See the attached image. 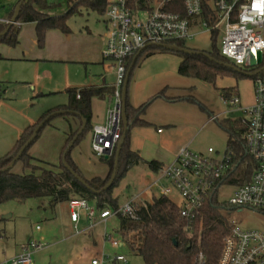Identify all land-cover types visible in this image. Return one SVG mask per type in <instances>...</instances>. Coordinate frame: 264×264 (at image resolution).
I'll return each mask as SVG.
<instances>
[{
	"label": "rangeland",
	"instance_id": "rangeland-1",
	"mask_svg": "<svg viewBox=\"0 0 264 264\" xmlns=\"http://www.w3.org/2000/svg\"><path fill=\"white\" fill-rule=\"evenodd\" d=\"M76 1L70 0V4L73 5ZM48 2L53 3V6L46 9L47 14H60L68 8L67 0H48ZM102 19L103 14L82 8L80 13L72 15L68 19L67 25L70 32L62 33L64 39L59 46L45 40L42 46H38L35 41L34 25L30 22L22 23L18 34L19 42L15 46L0 43V54L5 52L27 55L43 54L46 53L49 46H52L54 49L60 48L62 51L70 53L77 59L94 61L90 59L98 57L100 60L104 47V39L99 35L103 32ZM83 27H87L89 32ZM221 36L219 33L216 40H213L208 32H200L187 40L185 46L204 52L210 51L214 47L219 49ZM153 48L152 46L147 49ZM179 60V57L171 54L156 55L150 59H144V55L140 56L137 66L130 75L127 89L128 100L132 104L139 105L148 101L147 97L154 95L167 85V90L169 89L167 93L171 98L164 100L165 102L160 101V98L153 99L140 117L147 119L164 116L173 121L175 126L173 128L172 126L157 125L161 131L163 130L162 134H158L155 127L151 125L144 126L138 133L130 130V147L139 150V152L147 150L151 153L173 152L184 147L205 153L208 147H212L219 153L218 155H221L227 149L228 135L219 126L218 121L225 118L238 120L244 117V114L237 110V106L243 107L252 103L253 79L247 74L237 79L233 76H219L214 83H210L193 77L180 76L177 73ZM228 63L233 65L229 61ZM233 66L238 69L251 68L246 65ZM89 68L93 76H100V73L104 72L100 64L89 63ZM110 80H113V75ZM14 84L20 85L21 83ZM7 85L8 82H0V97ZM234 86H237L239 102L236 106H228L222 98L221 90ZM41 94L35 95L33 98L56 95V93ZM5 96L9 97L10 92ZM187 96H192L195 102L188 100ZM4 100L9 101L10 97ZM41 100L44 99L33 101L31 106L38 107ZM52 107L42 108L40 115ZM211 115L216 116L217 120H214L213 116L210 117ZM64 117L63 115L53 116L50 122L42 127L39 136L28 148V153L34 159L48 163L54 170L59 169L60 155L69 129V122ZM8 133L10 131L7 129L0 130V135ZM91 135L92 130L73 147L71 156L79 164L84 176H104L108 172V166L92 152ZM8 150H5L2 155ZM145 164L143 162V164L132 166L113 188L112 193L114 196H118L119 204L136 195L139 196L136 204H142L143 200L145 202L151 200L152 195H159L156 186L148 187L156 178L157 171H150L148 165ZM12 170L16 173H29V169L24 168L19 161L15 163ZM160 183L165 184L166 182L161 180ZM235 187L236 184L231 181L223 182L217 192L218 202L226 203L235 191ZM171 198L175 203L180 201V197L176 193H173ZM90 204L94 206L93 202ZM80 215H84L83 211ZM227 215L234 217V220L244 228L264 231V215L254 210L244 208L242 211L236 212L227 206ZM117 224V217L111 216L107 225H96L92 227L93 229L82 231L81 223L77 224L76 229L70 223L68 203L65 201L58 202L54 207H51L47 198L32 197L22 201L8 200L0 204V251L7 247V254L20 253L22 246L32 238L41 244L31 256L32 264H91L92 258L100 255L98 251L100 232L106 228L107 232L117 237ZM37 226L40 229H37ZM103 247L109 248L112 254L125 255V262L120 261L115 264H143L142 258L129 252L125 245L112 248L109 241L104 240ZM105 264L114 263L106 262Z\"/></svg>",
	"mask_w": 264,
	"mask_h": 264
},
{
	"label": "built area",
	"instance_id": "built-area-1",
	"mask_svg": "<svg viewBox=\"0 0 264 264\" xmlns=\"http://www.w3.org/2000/svg\"><path fill=\"white\" fill-rule=\"evenodd\" d=\"M105 15L107 30L102 53L111 61L114 79L105 119L92 128L90 147L97 157H108L117 148L123 129L121 93L127 62L147 44L176 48L179 42H186L200 32L210 35L215 32L217 36L222 35L220 54L235 66H245L246 59L254 57L251 51L261 52V61L247 71L253 79V101L248 106H237L246 123L238 154L232 145L221 155L212 147L205 153L181 148L171 163L158 169L148 187L156 186L159 195L171 200L173 193L180 197L176 204L180 217L187 221L185 231L190 233L191 224L211 193L216 191L217 195L221 184L236 177L237 166L242 165L243 169L252 170L250 178L236 185L225 204L236 212L248 208L264 215V0H144L133 3L131 0H110ZM0 22L9 21L0 19ZM76 97L79 98V94ZM223 100L228 106H236L239 102L238 96ZM161 180L166 183L161 184ZM138 198V195L133 196L116 209L97 210L88 200L76 196L68 201L70 220L76 228L82 211L90 224L118 212L133 216ZM142 204L145 205L144 200ZM228 219V231L222 239L216 264H264V231L244 228L234 217ZM103 238L113 247L121 246L119 239L110 232H105ZM40 246L39 241L30 239L10 263L32 264L31 256ZM120 261H126L125 255L102 253L92 258L91 263ZM193 264H207L204 254L200 252Z\"/></svg>",
	"mask_w": 264,
	"mask_h": 264
},
{
	"label": "trees",
	"instance_id": "trees-1",
	"mask_svg": "<svg viewBox=\"0 0 264 264\" xmlns=\"http://www.w3.org/2000/svg\"><path fill=\"white\" fill-rule=\"evenodd\" d=\"M19 1L16 0L15 4ZM109 1L77 0L72 5L70 4V0H67V10L54 15L44 12L53 6V3L48 2V0H23L17 11L16 22L3 35L1 33L9 25V22H0V43L15 46L19 42L18 34L21 24L32 22L35 24L36 43L38 46H42L48 30L58 29L62 33L68 34L70 29L67 21L72 15L80 13L82 8L105 14ZM136 1L142 2L144 0H131V3ZM167 9L173 10L174 8L168 7ZM13 11L12 9L10 18L13 15ZM216 37L217 34L212 32L210 38L216 40ZM177 48L182 49L188 47L185 46V42H179L175 50L154 47L151 50L148 49L149 51L144 56L151 55L154 52H171L180 58L177 66V73L180 76L193 77L210 83H214L215 79L219 76H233L237 79L245 76L244 72L249 71V68H239L240 70L237 71L225 66L228 60L220 54L219 49L216 47L210 51H206L209 57L204 56L202 53H185L177 50ZM132 59L133 57L128 59V68L131 65ZM139 59L140 57L135 60L131 67L129 79ZM52 93L49 92L41 95H49ZM77 94H79V98L76 97ZM221 94L223 99L238 96L237 86L223 88ZM66 95L67 102L65 104L57 105L43 112L36 121L28 124L21 131L13 146L5 154L0 156V204L8 200L22 201L35 197L47 198L49 205L54 207L58 202L65 201L68 203L71 198L78 196L85 198L89 202H93L97 210H102L107 207L116 209L119 206V202L118 196H114L112 193L113 188L132 166L140 161L146 163L148 168L155 171L161 166L156 160H143L137 151L131 149L130 130L135 126L148 125V122L141 118L140 115L144 113L147 105L154 98L164 95V88L139 106H133L129 102L127 95L126 117L128 130L123 144L120 148H116L107 158L99 157L108 166L107 174L91 177L83 175L80 167L71 156V150L93 128L92 99L95 97L100 99L107 98L110 101L112 86L71 87L66 90ZM186 98L195 102L192 96H187ZM60 109L72 111L71 113L62 114L63 116H76L80 121L81 118L86 120L85 129L78 136L73 146L67 151L65 157L66 164L76 174L81 176L86 184L81 183L72 175L62 161V155L78 129H69L67 132L66 142L60 155L59 169L54 170L48 163L46 164L34 159L28 153L29 147L13 163L14 166L16 162H21L24 168L29 169V173H16L12 170L13 166L9 167L21 146L32 135L35 126L45 116ZM51 119L52 117L47 119L44 125L48 124ZM213 119L217 120V117L213 116ZM218 124L227 132V146L232 145L235 154H238L240 144L243 142L242 135L246 131L245 121L242 118L238 120L225 118L218 121ZM40 131L35 139L39 136ZM237 141H239L238 144L235 143ZM116 153L117 160L116 167H114ZM33 162L36 163L34 164ZM113 171H115L116 177L112 185L102 192H96L107 183ZM242 171L243 174H241ZM251 171L250 169H243L242 165H238L236 177H230L229 180L236 185L241 184L250 178ZM115 216L118 219L116 235L121 245H125L132 254L139 255L142 258L143 264H193L196 256L200 252L204 254L207 264H216L220 255L222 239L228 231L229 226L227 205L224 202H218L216 191L211 193L210 198L206 200L200 214L191 224L192 230L190 233L185 231L187 221L180 217L178 205L169 197L162 195H152L151 200H147L145 205L136 204L133 216L119 212Z\"/></svg>",
	"mask_w": 264,
	"mask_h": 264
},
{
	"label": "crops",
	"instance_id": "crops-1",
	"mask_svg": "<svg viewBox=\"0 0 264 264\" xmlns=\"http://www.w3.org/2000/svg\"><path fill=\"white\" fill-rule=\"evenodd\" d=\"M15 3L16 0H0V19H5L9 21L12 18V17L10 18V15L12 14V9L15 10L16 7ZM44 12L48 13L46 10ZM32 24L34 25V31H35V24L34 23ZM101 25L103 28V32L99 35L103 37L104 46H105V40H106L105 34L107 30L105 14H103ZM83 28L88 31L87 27H83ZM63 39H64V35H62V32L57 29L48 30L45 36V41L51 42L56 46H59L60 42H62ZM35 41H36V36H35ZM148 51L149 50L147 48L144 49L138 57L145 55V53H147ZM168 54L175 55L171 52H154L151 55L144 56V59H150L155 57L156 55H168ZM90 60H94V61H87V59H83V58L77 59L74 56H72L70 53L64 52L60 48L54 49L52 46H49L46 50V53L43 54L35 53V54L27 55L24 53L18 54V53H7V52L0 54V82H8L7 88L4 89L3 95L2 97H0V130L7 129L8 131H10V133H8L7 135H0V146H1L0 156L5 150H8L11 148V146H13L14 142L19 137L21 131L28 124H31L38 119L40 115V110L42 108L45 107L48 108L52 106L65 104L67 102V95H66L67 89L71 87L80 88L84 86H88V87L112 86L113 80H110V78L113 75L111 61L105 59L103 56L102 59L100 60L98 59V57L96 59H90ZM105 61L107 64L104 63ZM179 62L180 60L178 61V64ZM89 63L102 65L104 72L100 73V76L91 75ZM113 79H114V75H113ZM18 82H20L21 84L20 85L14 84ZM166 86L160 89L162 90L164 88V95L160 97H156L154 99L160 98V101L165 102L164 100H168V98H171V96L168 95L167 93L169 89L167 90ZM9 92H10V96H9L10 100L9 101L4 100L5 98H9L5 96V94H8ZM45 92H53L54 94L56 93V95L33 98L35 95H39ZM157 93H155L154 95H150L149 97H147V99L155 96ZM38 99H44V100H41L42 101L41 104L36 108L31 106L34 103L33 101H36ZM108 104H109V100L107 98L100 99L95 97L92 99L93 126L95 124H99L104 121ZM132 105L139 106L137 104H132ZM2 118H5L6 120ZM64 118L69 122V129L76 130L80 127L81 121L76 116H65ZM145 120L148 122V125L155 127L156 132L158 134L163 133V130L161 131L159 127L161 125L172 126L173 128L175 126L173 121H171L170 119L164 116H159L156 118H147ZM143 127L144 126H137L131 129V131L134 130L135 133H138V131H142L140 129H143ZM180 149L181 148H178L173 152L162 151L156 153H151L147 150H143L141 152H139V150H135V151L138 152L139 156L143 160L146 161L156 160L161 164L160 167H163L173 161V159L175 158L176 154ZM141 163L143 164V162L140 161L135 165ZM77 165L79 166L78 163ZM150 171L156 172L158 170L155 171L150 169ZM92 176H96V175H92ZM68 215H69V207H68ZM110 217H108L106 220L97 219L95 222H93V224H89L90 221L86 218L85 214L83 216L80 215L79 221L76 223V226L77 224L79 225L81 223V225L83 226L82 231H86L92 227H95L96 225L98 226H101L102 224L107 225ZM69 220H70V216H69ZM70 223L73 225V227L75 226V223L72 222L71 220ZM37 229L40 228L38 227ZM74 229L76 228L74 227ZM105 229L106 228H103V230L100 232L99 235L100 248L98 251L100 255L102 253L112 254L109 248L103 247L104 245L103 235L105 232H107V230ZM76 233H80V232H76ZM94 244H96L95 241ZM111 247L118 248L113 246ZM6 249L7 247H5L0 251V264H11L10 259L15 255L19 254L16 252L7 254Z\"/></svg>",
	"mask_w": 264,
	"mask_h": 264
},
{
	"label": "water",
	"instance_id": "water-1",
	"mask_svg": "<svg viewBox=\"0 0 264 264\" xmlns=\"http://www.w3.org/2000/svg\"><path fill=\"white\" fill-rule=\"evenodd\" d=\"M23 0H20L17 4H16V7H15V10H14V14L12 16V18L9 20V25L3 30V32L1 33V35L7 33L9 27L16 22V15H17V11H18V8L20 6V3L22 2ZM157 47V48H165L167 50H175V48H171V47H168V46H164L162 44H153V43H149L147 44L143 49H141L140 51H138L133 59H132V62H131V65L129 66L128 70H127V73H126V78H125V81H124V84H123V88H122V93H121V115H122V119H123V129H122V136L120 138V140L118 141V144H117V149L120 148L123 144V141L125 139V135H126V132L128 130V126H127V117H126V98H127V86H128V80H129V74H130V71H131V67L133 66L135 60L138 58V56L141 54V52L146 49V48H150V47ZM177 50H181L182 52H185V53H189V54H194V53H202L204 56L206 57H209V55L206 53V52H202V51H198V50H194V49H190V48H177ZM251 55L254 56V57H251L249 59H246L245 61V65L246 66H251V65H254L256 63H259L261 61V52L257 51V52H253L251 51ZM225 66L227 67H231L233 68L234 70H237L239 71L240 69L234 67L233 65L229 64V63H225ZM245 74L247 75H251V73H247L245 72ZM72 111L71 110H68V109H60V110H57V111H53L51 112L50 114H48L47 116H45L34 128L33 130V133L32 135L24 142V144L21 146V148L19 149V152L18 154L15 156L13 162L9 165V167H12L13 166V163L14 161H16L20 155L22 154V152L28 148L30 146V144L34 141L35 137L37 136L38 132L40 131V129L43 127L45 121L47 119H49L50 117H53L55 115H62L64 113H71ZM86 127V120L84 118H81V124H80V127L78 128L77 132L74 134V136L72 137V139L69 141L68 145H67V148L65 149L63 155H62V161L64 163V165L66 166V168L71 172L72 175H74L81 183L83 184H86L85 180L79 176L78 174H76L73 169H71V167L69 165L66 164L65 162V157H66V153L67 151L73 146V144L75 143V141L77 140L78 136L83 132V130L85 129ZM104 158H107V156H105ZM116 160H117V153H116V156H115V164H114V167H116ZM115 171L112 172L109 180L107 181V183L99 190H97L96 192H102L106 189H108L113 181L115 180Z\"/></svg>",
	"mask_w": 264,
	"mask_h": 264
}]
</instances>
